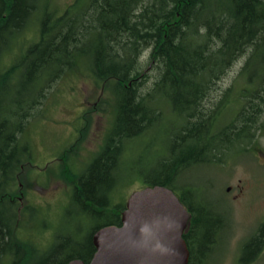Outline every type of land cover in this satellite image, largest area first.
I'll list each match as a JSON object with an SVG mask.
<instances>
[{
  "label": "trees",
  "instance_id": "16d2710c",
  "mask_svg": "<svg viewBox=\"0 0 264 264\" xmlns=\"http://www.w3.org/2000/svg\"><path fill=\"white\" fill-rule=\"evenodd\" d=\"M49 1L0 0V264H66L73 258L87 263L95 250L92 234L105 225H120L125 204L111 207L109 199L128 142L169 113L181 121L165 134L169 150L155 159L146 185L174 190L179 173L222 160L226 149L250 138L264 106V0H74L60 14ZM33 19L37 39L11 63L3 62V54L19 45L18 34ZM145 56L156 69L151 85L150 74L142 69ZM240 58L244 61L233 84L221 90V79ZM79 61L102 81L103 89H111L115 100L114 121L100 152L85 170L72 175L71 202L103 223L75 253L66 251L67 239L61 235L41 251L16 233L25 208L32 214L20 204L21 170L30 149L21 134L53 82ZM241 79L248 86L235 95L244 105L229 123L217 127L230 90L234 94ZM187 192L178 195L189 212L183 234L187 264H204L201 248L207 237L201 238L199 231L209 226L205 214L212 210L197 197L189 199ZM263 243L264 222L242 250L253 251L254 257ZM253 257L239 260L247 264Z\"/></svg>",
  "mask_w": 264,
  "mask_h": 264
},
{
  "label": "rangeland",
  "instance_id": "374dc122",
  "mask_svg": "<svg viewBox=\"0 0 264 264\" xmlns=\"http://www.w3.org/2000/svg\"><path fill=\"white\" fill-rule=\"evenodd\" d=\"M73 1L50 0L49 7L60 14ZM33 20L18 34L19 45L3 54V62L11 63L17 53L37 39ZM243 61L240 58L221 79V90L233 84ZM142 69L150 74L151 85L156 69L147 64V56L142 58ZM246 86L242 79L234 84V94L230 90L229 103L215 120L217 127L229 123L244 105L240 95L235 94ZM114 101L111 89H103L102 81L83 61L64 72L48 89L21 134L30 149L29 160L21 170L19 186H23L24 194L20 204L32 211L31 214L25 208L17 224L16 233L23 241L44 251L61 235L67 239L66 251L75 253L80 244L87 242L93 228L103 223V218L87 216L71 202L72 175L85 170L100 152L114 121ZM160 107L165 111L167 106L161 103ZM180 123L169 113L146 134L128 142L115 169L118 179L110 193L111 207L125 204L132 192L152 180L155 159L169 150L165 134ZM256 125L257 131L241 146L236 143L230 151L226 149L228 153L222 160L194 165L174 179L177 196L189 189V199L197 197L212 210V215L205 211L209 226L199 231L201 238L207 237L201 248L204 264H242L241 257L249 259L254 255L251 250L244 252L242 246L264 222V106ZM205 230L208 234H204ZM247 264H264V243Z\"/></svg>",
  "mask_w": 264,
  "mask_h": 264
},
{
  "label": "water",
  "instance_id": "95a60500",
  "mask_svg": "<svg viewBox=\"0 0 264 264\" xmlns=\"http://www.w3.org/2000/svg\"><path fill=\"white\" fill-rule=\"evenodd\" d=\"M189 212L165 185L132 192L120 214V225H105L92 234L91 259L66 264H187L189 249L183 234Z\"/></svg>",
  "mask_w": 264,
  "mask_h": 264
},
{
  "label": "flooded vegetation",
  "instance_id": "af4514ba",
  "mask_svg": "<svg viewBox=\"0 0 264 264\" xmlns=\"http://www.w3.org/2000/svg\"><path fill=\"white\" fill-rule=\"evenodd\" d=\"M230 188L228 187L227 190H229Z\"/></svg>",
  "mask_w": 264,
  "mask_h": 264
}]
</instances>
